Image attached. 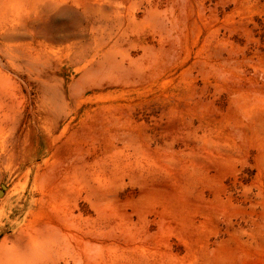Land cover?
I'll list each match as a JSON object with an SVG mask.
<instances>
[{"label": "rangeland", "instance_id": "374dc122", "mask_svg": "<svg viewBox=\"0 0 264 264\" xmlns=\"http://www.w3.org/2000/svg\"><path fill=\"white\" fill-rule=\"evenodd\" d=\"M0 264H264V0H0Z\"/></svg>", "mask_w": 264, "mask_h": 264}, {"label": "water", "instance_id": "95a60500", "mask_svg": "<svg viewBox=\"0 0 264 264\" xmlns=\"http://www.w3.org/2000/svg\"><path fill=\"white\" fill-rule=\"evenodd\" d=\"M4 188H5V187L2 186V189H0V196L4 193V191H3Z\"/></svg>", "mask_w": 264, "mask_h": 264}]
</instances>
